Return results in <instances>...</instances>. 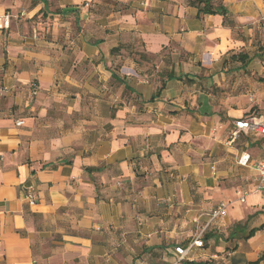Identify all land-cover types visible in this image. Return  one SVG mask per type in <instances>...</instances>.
Listing matches in <instances>:
<instances>
[{
	"label": "crops",
	"instance_id": "obj_1",
	"mask_svg": "<svg viewBox=\"0 0 264 264\" xmlns=\"http://www.w3.org/2000/svg\"><path fill=\"white\" fill-rule=\"evenodd\" d=\"M218 1L226 18L190 0H0V264L264 256V229L241 238L264 225L263 139H232L264 120V1Z\"/></svg>",
	"mask_w": 264,
	"mask_h": 264
},
{
	"label": "built area",
	"instance_id": "obj_2",
	"mask_svg": "<svg viewBox=\"0 0 264 264\" xmlns=\"http://www.w3.org/2000/svg\"><path fill=\"white\" fill-rule=\"evenodd\" d=\"M5 23L7 26L9 25V16H6ZM4 90H6V88L0 82V93H2ZM38 93H39L38 83L33 82L30 86L31 98L34 99L35 97H37ZM23 124H24L23 121H17L16 123L17 126H22ZM235 127L236 130L232 133V139H236L240 133L255 134L263 139L262 146L264 153V120L258 119L257 117H247L237 121L235 123ZM249 162H250L249 156L243 157L240 160V164L242 166H248ZM253 168L257 175V184L251 192L255 194H264V159L254 163ZM246 196H247L246 193L244 194L238 192V198L242 204L246 202ZM25 200L30 206L36 205V196L32 188H29L27 190ZM227 215H228V205L226 203H221L217 207V209L210 214V221H214L218 218H225ZM202 236H203V232L186 248L184 247L175 248L174 253L179 263L184 261L186 258H188L189 254L192 252L194 248L203 247Z\"/></svg>",
	"mask_w": 264,
	"mask_h": 264
},
{
	"label": "trees",
	"instance_id": "obj_3",
	"mask_svg": "<svg viewBox=\"0 0 264 264\" xmlns=\"http://www.w3.org/2000/svg\"><path fill=\"white\" fill-rule=\"evenodd\" d=\"M38 1H36L34 4L37 5ZM190 5L192 7H195L197 10H198V14L201 15H221L223 16L224 18L227 17L229 11L228 9L226 8L225 5H223L220 1L218 0H190ZM255 135V134H254ZM257 136V135H256ZM262 140V138H261ZM246 228V224L245 225H242V224H238L236 226V232L234 233V235L238 234V233H241V231L243 229ZM264 229V225L259 227V228H254V229H251L250 231L248 232H245L244 234L241 235V238L243 240H249L251 239L252 237L255 236V234L258 232V231H261ZM204 246V244H203ZM264 259V256L261 257L259 259V261H257L256 263H252V264H260V262ZM186 264H191V263H186ZM193 264V263H192ZM194 264H201V263H194Z\"/></svg>",
	"mask_w": 264,
	"mask_h": 264
},
{
	"label": "rangeland",
	"instance_id": "obj_4",
	"mask_svg": "<svg viewBox=\"0 0 264 264\" xmlns=\"http://www.w3.org/2000/svg\"><path fill=\"white\" fill-rule=\"evenodd\" d=\"M264 1V0H263ZM264 35V34H263ZM261 36V35H260ZM263 43V44H262ZM264 45V37L263 38H261V41H260V44H257L258 45V48L259 47H261V49H263L264 50V48L262 47V46H260V45Z\"/></svg>",
	"mask_w": 264,
	"mask_h": 264
}]
</instances>
